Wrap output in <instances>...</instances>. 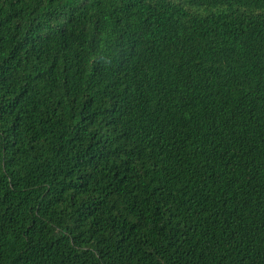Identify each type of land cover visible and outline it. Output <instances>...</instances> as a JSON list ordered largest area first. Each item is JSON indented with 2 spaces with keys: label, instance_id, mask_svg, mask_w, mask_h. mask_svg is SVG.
Instances as JSON below:
<instances>
[{
  "label": "trees",
  "instance_id": "trees-1",
  "mask_svg": "<svg viewBox=\"0 0 264 264\" xmlns=\"http://www.w3.org/2000/svg\"><path fill=\"white\" fill-rule=\"evenodd\" d=\"M0 264H264V0H0Z\"/></svg>",
  "mask_w": 264,
  "mask_h": 264
}]
</instances>
